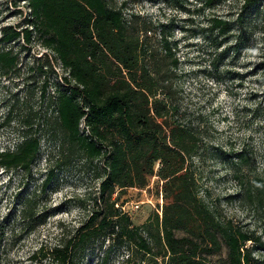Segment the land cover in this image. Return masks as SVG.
<instances>
[{
	"label": "trees",
	"instance_id": "16d2710c",
	"mask_svg": "<svg viewBox=\"0 0 264 264\" xmlns=\"http://www.w3.org/2000/svg\"><path fill=\"white\" fill-rule=\"evenodd\" d=\"M171 1L183 9L184 0ZM27 7L28 26L1 30L0 70L11 73L19 67L18 54L5 49L8 43L23 39L30 44L37 37L67 75L54 84L52 95H47V81L41 86L39 98L53 106L51 116L32 104L30 92L26 99L12 100L8 121L18 119L19 140L0 152V165L30 172L41 150L42 130L49 126L61 129L87 160L104 161L106 168L100 209L71 237L36 254L55 264H76L78 254L103 236L110 242L108 249L137 251L147 264H258L248 243L260 237L237 223L223 200L212 198L200 182L198 165L207 157L209 130L200 115L183 110L177 96L179 59L171 39L173 22L157 26L155 47L148 36L151 27L128 19L123 8L112 7L108 0H27ZM242 19L243 14L237 23ZM235 25L214 17L202 32L219 48ZM230 49L219 53L217 61ZM222 153L221 160L230 161L231 176L243 188L241 199L264 202V190L255 184L258 177L251 176L246 152ZM154 175L163 181L162 215L153 212L135 225L117 206L119 189L145 188ZM50 181L44 182L43 190ZM21 213L24 220L37 218L32 198ZM223 248L226 258L213 263L210 257Z\"/></svg>",
	"mask_w": 264,
	"mask_h": 264
},
{
	"label": "rangeland",
	"instance_id": "374dc122",
	"mask_svg": "<svg viewBox=\"0 0 264 264\" xmlns=\"http://www.w3.org/2000/svg\"><path fill=\"white\" fill-rule=\"evenodd\" d=\"M108 2L123 8L128 19L151 27L148 36L155 47L159 46L157 26L173 22L171 39L177 44L179 59L177 96L183 110L191 116L200 115L201 124L209 130L207 157L198 165L200 182L212 198L223 200L226 212L237 223L260 237L248 245L258 264H264V202L241 199L243 188L231 176L230 161L223 162L219 156L244 150L250 158L251 176L258 177L255 184L264 190V0H254L251 5L247 0H217L210 5L205 0H184L183 9L171 0ZM29 12L27 0H0V38L5 26H28ZM214 17L236 22L219 48L202 32ZM229 46V52L217 61L218 54ZM10 48L18 54L19 67L11 73L0 70V152L12 149L19 140L18 119L8 121L12 100L26 99L30 92L32 104L51 116L53 106L40 101L41 86L47 81V95H52L54 84L67 75L37 37L30 44L23 39L8 43L5 49ZM42 133L41 150L30 172L0 165V264H55L36 253L71 237L94 210L100 209L104 161L87 160L61 129L45 126ZM48 178L51 181L43 190ZM160 189L157 179L146 190L119 189L122 197L118 204L124 206L122 211L133 224L140 225L160 210ZM28 198L33 200L35 220H24L21 213ZM109 244L103 236L92 240L78 254L76 264H147L148 259L142 261L139 252L108 249ZM225 258V248L210 257L213 263Z\"/></svg>",
	"mask_w": 264,
	"mask_h": 264
},
{
	"label": "built area",
	"instance_id": "2783aa9c",
	"mask_svg": "<svg viewBox=\"0 0 264 264\" xmlns=\"http://www.w3.org/2000/svg\"><path fill=\"white\" fill-rule=\"evenodd\" d=\"M156 179H157L158 182L162 185L163 181H159L158 176L154 175V176L152 177L151 181H150V184H149L147 187H145V188H138V189H141V190H146V189H148V188L151 186V184H152ZM161 190H162V189H160V191H158V196L160 197V202H161V204H160V210H157V212H158L160 215H162L163 200H164V198H163V194H162V191H161ZM117 206L120 207L119 204H117ZM122 207H123V209H124V206H122ZM122 207H120V208L122 209ZM137 207H138V206H137ZM124 212H125V211H124Z\"/></svg>",
	"mask_w": 264,
	"mask_h": 264
}]
</instances>
